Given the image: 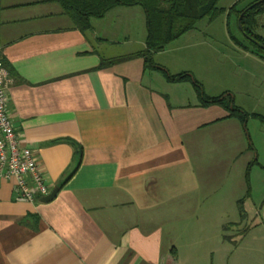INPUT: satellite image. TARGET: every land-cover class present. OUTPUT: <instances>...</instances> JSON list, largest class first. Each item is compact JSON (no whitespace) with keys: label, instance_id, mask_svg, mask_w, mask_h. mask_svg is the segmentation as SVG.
Here are the masks:
<instances>
[{"label":"crops","instance_id":"crops-1","mask_svg":"<svg viewBox=\"0 0 264 264\" xmlns=\"http://www.w3.org/2000/svg\"><path fill=\"white\" fill-rule=\"evenodd\" d=\"M133 7L83 31L58 0H0L8 110L50 192L59 187L50 202L27 201L15 179L0 181V264H203L183 253L199 245L179 241V212L197 204L200 229L240 224L220 208L234 164L243 180L252 153L239 119L142 57L101 66L145 48L147 32L136 38L123 20ZM165 52L157 63L180 72Z\"/></svg>","mask_w":264,"mask_h":264},{"label":"rangeland","instance_id":"rangeland-1","mask_svg":"<svg viewBox=\"0 0 264 264\" xmlns=\"http://www.w3.org/2000/svg\"><path fill=\"white\" fill-rule=\"evenodd\" d=\"M238 1L220 0L219 6L226 8L222 13L213 20L205 18L199 21L196 29L169 43L165 48V55H162L176 63L173 69L192 72L202 83L206 93L225 94L227 98H232L237 106L246 111L248 118L246 135L252 145V153L250 156L247 152V156L250 157L252 166L249 170L247 167L242 171L241 174L245 175L243 180H240L241 175H236H239L241 161L234 164L230 174L232 180L220 195V208L225 211V222L238 220L240 224L234 227L230 224L229 229L225 228L226 226L222 229L214 226L205 229L207 224H210V221L206 220L204 229H200L201 222L194 217L197 204L192 205L186 212L185 209L180 211L181 217L175 222L176 230L181 235L180 242L183 241L184 244L189 239L191 243L199 245L197 251L183 253L203 264H211L212 261L232 264V261L236 260L247 264L264 263V57L243 47L250 49L251 43L241 30L237 14L229 11ZM251 1L253 0H240L238 8ZM133 8L132 16L130 14L128 19L123 20L132 29L133 35L139 38L147 32L145 13L140 5ZM136 10L143 12L142 17L136 14ZM116 21L118 19L112 18L111 23L114 25ZM256 31L264 36V15L259 17ZM235 38L242 45L238 44ZM155 55L154 60L157 62ZM174 57H182L184 64H178L173 60ZM191 85L194 89L193 84ZM242 198L245 218L248 216L246 220L241 219L239 211V200ZM202 207L203 205L197 209L200 210L199 214L203 211ZM224 234L230 236L225 239Z\"/></svg>","mask_w":264,"mask_h":264},{"label":"trees","instance_id":"trees-1","mask_svg":"<svg viewBox=\"0 0 264 264\" xmlns=\"http://www.w3.org/2000/svg\"><path fill=\"white\" fill-rule=\"evenodd\" d=\"M64 12L70 16L74 24L85 31L91 27L92 19L104 18L110 10L118 6L140 5L146 19V46L144 49L122 56L103 58L101 66H109L120 61L142 57L145 68L160 71L169 82H189L193 84L201 105L209 106L218 104L229 111V116L236 117L242 123L246 131L247 113L237 106L232 98L225 94L210 95L205 92L202 83L192 72H171L167 67L155 62L154 55L165 50L167 45L197 28L199 21L207 18L215 19L226 8L219 6L220 0H58ZM240 1V0H239ZM238 2L234 3L229 11L237 14L243 34L250 41L256 51H252L260 57H264V36L256 31L258 27V15L264 14V0L252 1L243 8H238ZM256 2V3H255ZM235 41L242 43L235 38ZM249 50V47L243 46ZM247 133V131H246ZM248 135V134H247ZM249 138V137H248ZM252 145L249 141V148ZM257 159H255L256 161ZM252 161L248 164V170ZM249 172V171H248ZM247 172V181L248 179ZM244 199L239 200L241 219L245 218ZM236 224V223H234ZM227 228V226L225 227ZM229 236L224 235L227 239Z\"/></svg>","mask_w":264,"mask_h":264},{"label":"built area","instance_id":"built-area-1","mask_svg":"<svg viewBox=\"0 0 264 264\" xmlns=\"http://www.w3.org/2000/svg\"><path fill=\"white\" fill-rule=\"evenodd\" d=\"M9 70L0 58V181H16L17 198L34 201L50 188L33 150L23 144L8 110Z\"/></svg>","mask_w":264,"mask_h":264},{"label":"water","instance_id":"water-1","mask_svg":"<svg viewBox=\"0 0 264 264\" xmlns=\"http://www.w3.org/2000/svg\"><path fill=\"white\" fill-rule=\"evenodd\" d=\"M59 190V187H55L50 193H48L47 195L43 196L41 199L44 202H50L51 200L54 199V197L56 196L57 192Z\"/></svg>","mask_w":264,"mask_h":264},{"label":"flooded vegetation","instance_id":"flooded-vegetation-1","mask_svg":"<svg viewBox=\"0 0 264 264\" xmlns=\"http://www.w3.org/2000/svg\"><path fill=\"white\" fill-rule=\"evenodd\" d=\"M253 1H257V0H253ZM252 2V1H251ZM250 3V2H249ZM248 3V4H249ZM256 3V2H255ZM247 5V4H246ZM246 5H244L243 7H245ZM243 7H241V8H243ZM261 15H264V14H259L257 17H258V23H259V17L261 16ZM263 36V35H262ZM251 48L249 49V50H251V52L252 51H256V49L253 47V46H251V45H249Z\"/></svg>","mask_w":264,"mask_h":264}]
</instances>
